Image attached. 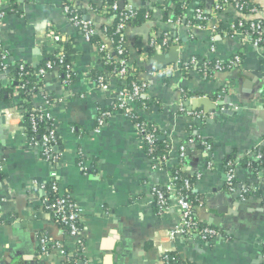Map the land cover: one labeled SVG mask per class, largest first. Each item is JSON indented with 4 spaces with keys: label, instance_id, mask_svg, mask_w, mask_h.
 I'll return each instance as SVG.
<instances>
[{
    "label": "crops",
    "instance_id": "obj_1",
    "mask_svg": "<svg viewBox=\"0 0 264 264\" xmlns=\"http://www.w3.org/2000/svg\"><path fill=\"white\" fill-rule=\"evenodd\" d=\"M106 1L17 0L10 6L8 0H0V12H4L0 44L9 55V70L0 76V113L5 112L6 120L0 135V160L4 164L0 175V264H61L63 256L57 249L40 255L41 236L59 243L68 254L77 252L78 240L65 235L45 208L46 186L53 176L60 194H68L81 210L82 258L88 264H162L167 252L192 264H264V189L258 196L240 201L226 188L228 158L239 185L249 183L260 190L259 183L264 182V168L253 177L244 162L245 158L256 160L253 150L264 147V56L241 32H218L220 25H231L242 15L233 6L212 13L213 0H176L185 3L180 24L163 20L155 10L152 16L147 13L149 19L145 18L142 25L124 33L129 64L143 68L146 73L142 77L148 83L145 96L149 105L138 113L157 125L171 144L167 168L178 161L179 142L190 135L187 129L194 128L192 135L209 144L207 149L188 139L181 168L183 176L193 181L192 192L203 200L195 210L200 224L221 234L212 244H205L196 236L170 237L180 220L176 204L172 201L169 210L158 215L151 195L153 187L168 184L169 172L152 167L130 119L117 113L98 132L95 129L98 111L114 106V94L122 82L109 76V90L96 88L89 73L102 69L97 48L68 22L62 8L72 5L96 28L106 20L96 8ZM248 1L256 12L244 18L264 19V0ZM126 5L132 10L133 6L153 7L136 0H127ZM197 7L209 17L203 30L190 27L188 21ZM53 33L71 50L75 81L66 87L58 69L48 72L39 92L31 95L30 104L42 108L52 102L48 111L59 140L54 148L59 156L55 165L46 162L40 146L31 145L23 133L14 91L17 66L23 63L37 68L45 47L51 46ZM164 34L172 39L167 48H159L161 42L151 46L153 38L158 40ZM212 36L216 51L209 54ZM136 43L141 50L135 48ZM235 54L242 57L239 67L216 73L209 80L196 70L184 75L178 68L194 56L227 61ZM176 59L175 64L160 68L155 64ZM152 60L156 62L146 68ZM172 67L170 75H164ZM226 85L232 87L229 92ZM203 96L228 105L230 114L219 110L206 113L204 109L211 104L193 101V97ZM195 112L213 118L197 120L191 116ZM81 160L85 169L79 165Z\"/></svg>",
    "mask_w": 264,
    "mask_h": 264
},
{
    "label": "built area",
    "instance_id": "obj_2",
    "mask_svg": "<svg viewBox=\"0 0 264 264\" xmlns=\"http://www.w3.org/2000/svg\"><path fill=\"white\" fill-rule=\"evenodd\" d=\"M126 0H113L112 4L110 5V9L113 13H117L120 9L119 3L123 2L124 7L123 10H125L124 13H119L118 18V24L115 29V34L120 36L121 38L119 41L114 44V52L117 56V62L119 63V68L117 70H114L110 73L112 77L119 80L120 82H125L127 76L129 75V71L132 68V65L129 64L128 61V51L125 46V31L127 29L126 21L131 19L134 15L133 10L131 7L126 5ZM159 1V0H156ZM244 1L245 0H213V6L211 8V12L214 14H217L221 10L225 9L227 6H233L239 14H241L243 17L247 16L246 13H244ZM63 15L68 20L70 24H72L74 27L78 28L80 32L83 35V38L90 42V38L93 34V30L96 29L95 25L84 18L79 14V12L72 7L70 4H66L62 8ZM250 13L256 12L253 8H251L249 11ZM4 16V12H0V17ZM194 17L195 19L200 23L196 25H192L190 27L197 28L199 30H203L207 27L208 23V15L204 12L202 8L197 7L194 10ZM145 18L147 20L149 19V16L146 15ZM180 19H177L175 22H172L169 20L170 23H176L180 24ZM204 23V25H202ZM231 29H233V33L235 31H239L243 34L245 40L249 42L251 46L258 49L260 53L264 56V37L261 32V24L259 21L251 22L249 25V28L251 30V33L243 32L241 30V27H243L242 21L238 20V23L235 24L234 22L230 25ZM254 34V36H253ZM51 36V46L50 48L53 49L54 43L59 41L60 36L56 33H53ZM214 37L211 38V44L209 47V54L215 53V46H214ZM170 43H172V39L168 36V34H164L162 37V41L160 44L156 42V40L153 38L150 41L151 46H156L158 44L159 48L164 49L167 48ZM110 44H113V41H110ZM108 44H101L97 48V57L98 60H103L105 62H109L110 59V52L108 48ZM8 53L2 48L0 44V62L4 63L6 65V62L8 60ZM209 57V56H208ZM209 59H212L209 57ZM264 60V57H263ZM186 62H181L178 65V68L180 71H186L189 72L192 69H195L197 66V60L192 57L188 60H185ZM58 64L52 61H47L45 63V69H39L37 72V75L40 77H43L48 72H53L54 70H57L59 68V65L63 63V58L60 56L59 60L57 61ZM242 63V57L239 54H235L232 58L228 59L227 61H221L216 59L212 68L213 75L208 74V67L207 63H203L202 67L199 68L198 72L199 74L206 80L213 79L214 75L216 73L224 72L228 69L239 67V65ZM24 64H20L18 69L19 72H22L24 70ZM174 70V68H169L165 70L164 75L168 76L170 73ZM74 76L72 70L70 69L67 71V74L65 75L63 79V84L66 87H69L72 83V77ZM96 88H99L100 90L107 91L109 90V83L106 81V79L102 77H98L96 83H94ZM148 88V83L146 81H141L139 84H133L131 86L130 90H127L125 87H121L115 94H114V106L110 109H104L99 110L97 117H96V126L95 129L98 132L106 123L107 120L112 118L117 113H122L126 117L130 119V121L133 123L134 127L140 134L144 145L146 144H153L157 129H147L144 125L137 122L139 113L136 112L134 102L135 100L145 94L146 90ZM231 86L226 85L225 89L226 92H229L231 90ZM225 92V91H224ZM44 95L45 99H48V95L46 93H42ZM198 98V97H193ZM200 98V97H199ZM46 107L37 108L36 113L31 116V125L33 128V131L36 132L38 129L39 124H48V133L44 134L41 137V142L38 143L34 137L31 138L29 143L31 145H38L40 146L42 152H43V159L50 163L51 165H55L58 161V155H54L55 151L51 148V145L56 140L57 135V129L54 125L53 119L48 111V107L52 106V102H46ZM6 111V110H5ZM20 114V121H22L23 116ZM2 115H5V112H2ZM191 116H193L197 120H206V119H212L213 116L210 114L209 117H206L202 112H195L192 113ZM4 124L6 123L5 116H4ZM50 122V123H49ZM202 145L209 149V144L203 142ZM263 146H264V139H263ZM259 148V147H258ZM258 148H255L253 150V154L255 155L256 159H264V154H260L258 152ZM153 149H150L152 151ZM186 158V148L184 146H179L178 151V161L179 163H183L184 159ZM170 161V153L168 156H162V157H154L150 158V162L153 168L158 169H166ZM79 165L83 169L84 163L81 160ZM4 164L2 160H0V175L3 171ZM85 169V168H84ZM52 177V180L48 184V191L49 195L45 197L44 203L46 210L50 213L52 219L56 224H58L64 231V234L73 237L77 239L78 248L77 252L73 255L68 254L66 250H63L59 243L51 241L47 236H41L38 239V248L39 253L41 256H46L48 253L53 250L57 249L60 251L61 255L63 256V261L61 264H88L86 260L82 258V253L84 250L83 243L80 240L81 235V228H80V222H81V210L78 206V204L68 195V194H60L58 183L54 178ZM178 178L177 177H171L169 175V182L164 187H153L151 190V195L153 197V200L157 207V213L158 215L164 214L167 210L170 208V204L172 201L175 202L176 207L179 212V223L175 228L170 232V237H184V238H190L192 236H196L200 239L201 242L205 244H212L218 237H221L220 232L209 226H205L200 224L199 220L196 216V208L201 207L203 205V201L199 200L196 202V204L192 203L186 195H183L181 193V187L177 184ZM192 185L189 182V180L184 179L183 180V188H190ZM226 188L231 193L234 194L240 201H245L246 198L244 196L245 188L241 185H239L236 182L235 174H234V166L232 162H229L227 164V173H226ZM251 189H255L254 187H251ZM166 254V253H165Z\"/></svg>",
    "mask_w": 264,
    "mask_h": 264
},
{
    "label": "trees",
    "instance_id": "obj_3",
    "mask_svg": "<svg viewBox=\"0 0 264 264\" xmlns=\"http://www.w3.org/2000/svg\"><path fill=\"white\" fill-rule=\"evenodd\" d=\"M16 1L17 0H8V3L11 6ZM136 1H138L139 4L142 2L152 3L153 7L152 9H148L146 7L137 9L135 6H133L134 15L131 19L126 21L128 29L135 28V27L142 25L145 21V15H147L148 13V15L152 16L155 10L161 13L162 18L165 21L171 20L172 22H175L177 19H180L181 21H183L184 19V9H185L184 2L176 1V0H166V2L164 1L157 2L155 0H136ZM112 2L113 0H108L103 4V7L96 8L98 11L97 13L103 14L106 20L103 25H100L96 27V29L93 30V34L90 38V42L96 48H98L99 45L104 44L106 42L109 45L108 48L110 52V59H109V62H105V63L103 60H99L100 65L102 67L101 70H97V69L90 70L89 77L92 79L94 83H96L98 77H102L106 79V81L108 82L109 76H111L110 73L119 68V65H118L119 63L117 62V56L114 52V44H116L121 37L115 34V29L118 24L119 13H124L125 10L119 9L117 13H113L111 9L109 8ZM125 2H127V0ZM244 4H245L244 13L248 15L249 13L248 11L253 7V5L248 0H245ZM107 20H109V22H107ZM238 20H241L243 24V27H241V30L243 32H248V33H251V30L249 28L250 23L259 21L261 24V32L264 37V19L257 18V19L247 20L242 16V17H239L237 20H235L234 23L237 24ZM188 21L192 25L200 24L195 19V17H193V19H190ZM202 25H204V23H202ZM218 32L220 34L226 33L229 35H233V29H231L230 25H220L218 27ZM161 40H162V36H160V38H158L156 42L160 43ZM110 41H113V44H110ZM135 48L138 50H141L140 43H136ZM149 50L150 51H147L148 54L153 52L154 49L152 48ZM70 52L71 50L69 46L63 43L60 38L59 41L54 43L53 49L49 47H45L44 58L37 68L33 69L29 65L24 64L25 66L24 70L22 72H19L18 67L22 63H20L17 66L16 75H15L16 81L14 82V86L16 89H14V91H17L19 101L17 102V104H15V106L23 116V119L20 125H21L23 133L25 134V136L27 137L29 141L31 140L32 137H34L35 140L38 143H40L41 137L44 134L48 133V127H49L48 124L42 123V124H39L37 131L34 132L32 125H31V116L36 113L37 108L32 107V105L30 104V97L31 95L37 94L39 92L40 87L42 86L41 80L43 78V77L38 76L37 72L39 69H42V68L45 69V63L47 61H52L58 64L57 61L59 60V57L61 56L63 58V63L59 65L58 72H59L60 77L63 80L65 75L67 74V71L71 69V55H70L71 53ZM194 58L197 60V66L193 70H196L198 72L199 68H201L203 63L205 62L207 63L208 74L213 75L212 68H213V65L216 59L214 58L209 59V58L198 57V56H194ZM185 62L186 61H183V63ZM6 70H9V66L0 62V73L4 74L6 73ZM145 73L146 72L143 70V68H137L132 65V68L129 71V75L127 76L125 82L122 83L121 87H125L127 90H130L133 84H139L141 81H145L142 77V74H145ZM183 74L185 75L187 74V72L183 71ZM74 81H75V76L72 77V83ZM0 95L2 96V93H0ZM148 105H149V102L146 100L145 94L139 96L134 102L136 112L142 107L143 108L148 107ZM100 110H104V109H100ZM136 116L138 117L137 122L144 125L147 129L149 130L153 128L157 129V134H156L154 143L151 145L149 144L145 145V150H146L148 157L154 158V157L168 156V154L170 153L171 144L169 141H167L165 134L158 128L157 125L147 121L146 119H144L141 116H138L137 114ZM193 129L194 128L187 129V131H189L190 133L188 139L193 138L195 141L194 144H202L203 142L206 143L207 142L206 140H201L200 138H196V134L192 135L193 133L192 131L195 130ZM188 139L184 141H180L179 146H184L186 149L189 148ZM58 143H59L58 135H56V140L51 145V148L54 150V148L58 145ZM150 149H153V150L150 151ZM258 152L260 154H264V147H259ZM41 154L43 158V152H41ZM54 155H58V154L55 152ZM229 162H232L230 158H228L225 161L226 165ZM244 162L246 163V166L249 169L251 176L253 177L259 175V173L264 168V159L262 158L259 160L258 159L248 160L247 158H245ZM181 168H182V163H179V161H175V162H172L171 167L166 168V170L169 172V175L171 177L178 178L177 184L179 187H181V193L183 195H186L192 203L196 204V202H198L199 200L203 201L202 198H200V196L192 192V187H193L192 180H189V182L192 185L190 188H185V187L183 188V180L186 178L183 176L181 172ZM262 181L259 183L261 186L260 190L251 189V187L253 186L249 183L244 186V188L246 189L244 193V196L246 199L250 196H258L262 192V189H264V182ZM46 187H47L46 196H48L49 187L48 185ZM80 228H81V224H80ZM161 262L162 264H192L190 262L180 259L178 256H176L172 252H167L166 254H164L161 259Z\"/></svg>",
    "mask_w": 264,
    "mask_h": 264
},
{
    "label": "water",
    "instance_id": "obj_4",
    "mask_svg": "<svg viewBox=\"0 0 264 264\" xmlns=\"http://www.w3.org/2000/svg\"><path fill=\"white\" fill-rule=\"evenodd\" d=\"M119 7H120V9H123V7H124V3L123 2H120L119 3ZM178 60L179 59H176V60H166V61H161V62H159V63H155L156 61H154V60H152V61H150V63H148L147 65H146V68H150L151 67V64L152 63H155L156 64V66H157V68H160V67H162V66H165V65H170V64H172V63H176V62H178ZM4 74L3 73H0V76H3ZM194 102H196L198 105H200V104H211L212 106L211 107H209V108H207V109H204V111L206 112V113H208V112H210V113H212V112H217L218 110H219V113H222V114H230V111L228 110V105H224V103L223 102H215V103H213L208 97H206V96H203V97H200V98H197V99H195V100H193ZM223 106V109H221L220 110V107H222ZM219 113H217V114H219ZM208 121H211V120H208ZM4 116L0 113V135L2 134V127H3V125H4ZM201 149H202V147H200ZM2 264H4V263H2Z\"/></svg>",
    "mask_w": 264,
    "mask_h": 264
}]
</instances>
